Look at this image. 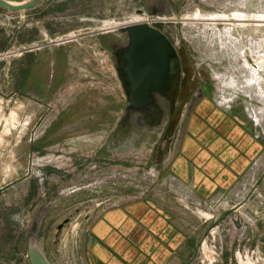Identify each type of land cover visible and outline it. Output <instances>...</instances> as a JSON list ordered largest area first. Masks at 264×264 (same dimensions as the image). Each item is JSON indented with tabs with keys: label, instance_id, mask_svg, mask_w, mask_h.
<instances>
[{
	"label": "rangeland",
	"instance_id": "obj_1",
	"mask_svg": "<svg viewBox=\"0 0 264 264\" xmlns=\"http://www.w3.org/2000/svg\"><path fill=\"white\" fill-rule=\"evenodd\" d=\"M197 10L264 15V0H45L23 13L0 8V264H31L30 241L51 264H87L81 237L94 220L147 196L164 199L194 237L188 264H264V81L250 84L246 64L253 51L264 53V25L185 20ZM136 14L168 19L158 28L188 51L213 101L235 107L257 134L262 153L230 192L205 201L180 187L165 166L174 134H162L161 122L157 130L145 126L130 105L121 57L129 32L102 27ZM69 33L76 36L59 41ZM26 53L31 60H22ZM234 208L237 218L215 223Z\"/></svg>",
	"mask_w": 264,
	"mask_h": 264
},
{
	"label": "crops",
	"instance_id": "obj_2",
	"mask_svg": "<svg viewBox=\"0 0 264 264\" xmlns=\"http://www.w3.org/2000/svg\"><path fill=\"white\" fill-rule=\"evenodd\" d=\"M41 53L35 52V61L42 59ZM55 65L46 91L52 88ZM206 112L209 122L221 126L216 132L208 130L200 141L186 138L178 155L165 163L167 175L205 201L230 192L263 149L235 107L226 109L213 101ZM194 242L164 199L147 196L104 210L83 233L81 249L87 264H188Z\"/></svg>",
	"mask_w": 264,
	"mask_h": 264
},
{
	"label": "flooded vegetation",
	"instance_id": "obj_3",
	"mask_svg": "<svg viewBox=\"0 0 264 264\" xmlns=\"http://www.w3.org/2000/svg\"><path fill=\"white\" fill-rule=\"evenodd\" d=\"M169 20H146L150 26H154L162 32L172 47L170 54V68L161 88L152 87L150 90L151 102L143 107L135 108L144 114L142 123L147 127L158 129L157 122H161L162 134L171 132L174 134L175 146L168 152L167 161L175 158L181 151L186 138H194L200 141V137L208 130H217L218 123L209 122L206 107L213 105V99L206 83L199 82L202 73L193 75L190 65L188 51L182 49L175 37L158 28L160 23H168ZM142 23V22H141ZM129 45L122 52L121 57L128 50ZM124 67L126 81L129 88V81L126 74L127 61ZM216 132V131H215ZM167 143V141H166ZM165 143V144H166ZM165 144H163L165 146Z\"/></svg>",
	"mask_w": 264,
	"mask_h": 264
},
{
	"label": "water",
	"instance_id": "obj_4",
	"mask_svg": "<svg viewBox=\"0 0 264 264\" xmlns=\"http://www.w3.org/2000/svg\"><path fill=\"white\" fill-rule=\"evenodd\" d=\"M44 1L14 2L0 0V7L10 12L23 13L37 8ZM121 29L129 32L130 35V46L123 55L128 63L125 69L129 81L128 100L133 108L143 107L151 102V88H161L168 75L172 47L162 32L146 23L126 25ZM67 40L69 39L60 42ZM34 49L36 48L30 50L33 51ZM230 217H238L235 208L225 211L216 219L215 223L218 224ZM61 227H63V224L60 225ZM28 255L31 264H51L42 248L32 241L29 243Z\"/></svg>",
	"mask_w": 264,
	"mask_h": 264
},
{
	"label": "bare ground",
	"instance_id": "obj_5",
	"mask_svg": "<svg viewBox=\"0 0 264 264\" xmlns=\"http://www.w3.org/2000/svg\"><path fill=\"white\" fill-rule=\"evenodd\" d=\"M236 3V2H235ZM258 4V3H257ZM249 8V7H248ZM238 9V8H237ZM236 10V9H235ZM244 12V11H243ZM230 15V14H229ZM189 15V17H186L185 20H190V21H198V22H208V23H215L217 21H221V20H229V21H237L238 25L242 26H246V25H256V26H263L264 25V15H255L253 14L252 16L249 14H244V13H233L232 14V19L229 18L227 15H218V14H203L202 12L198 11L195 13L194 16ZM184 18V17H183ZM158 20H163L165 21L166 18L165 17H160ZM168 20V19H167ZM145 21V17L140 15V14H136L133 16V19L130 21H126V22H121V21H117V20H107L104 23V27L103 30H112V29H117V28H121L124 27L126 25H131V24H136V23H143ZM230 23V22H229ZM251 25V26H252ZM238 27V26H237ZM209 30V29H208ZM257 30V28L255 29ZM244 31V30H242ZM258 32V31H257ZM249 33V32H248ZM244 34V33H243ZM251 34V33H250ZM254 34V33H253ZM229 35V34H228ZM76 35L73 33H69L65 36H62L59 38L60 40H65V39H71L74 38ZM256 36V35H255ZM262 36V35H261ZM226 39V38H225ZM254 39V38H253ZM250 40V39H249ZM264 41V40H263ZM260 44V43H259ZM264 46V45H263ZM245 49V48H244ZM244 51V50H243ZM246 51V50H245ZM244 51V52H245ZM241 53V52H240ZM260 53V52H259ZM246 54V53H245ZM246 57V56H245ZM241 59V58H240ZM244 59V58H242ZM245 62V61H244ZM247 67L250 70V74H251V80H250V84H256L259 83L260 81H264V53L259 54L256 56V54H254L253 51V55L250 54V56L248 55L247 57V61H246ZM242 67V66H241ZM241 76V75H240ZM244 76V75H243ZM247 78V77H246ZM238 82V81H237ZM258 84V85H259ZM243 92V91H242ZM261 100V99H260ZM264 101V100H263Z\"/></svg>",
	"mask_w": 264,
	"mask_h": 264
},
{
	"label": "trees",
	"instance_id": "obj_6",
	"mask_svg": "<svg viewBox=\"0 0 264 264\" xmlns=\"http://www.w3.org/2000/svg\"><path fill=\"white\" fill-rule=\"evenodd\" d=\"M0 8L5 10V8H3V7H0ZM0 36H1V35H0ZM0 38H2V37H0ZM3 42H4V41H3ZM3 42L0 43V51L6 49V47L3 46V44H4ZM2 43H3V44H2ZM29 54H30V53H26V54H24L23 57H22V58H23L22 60H23V61H25L26 59H27V60H31V57H30Z\"/></svg>",
	"mask_w": 264,
	"mask_h": 264
}]
</instances>
